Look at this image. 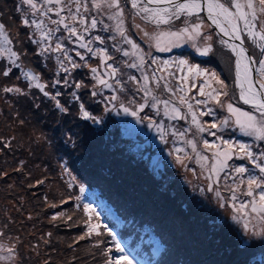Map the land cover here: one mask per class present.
Instances as JSON below:
<instances>
[{"label": "rangeland", "instance_id": "obj_1", "mask_svg": "<svg viewBox=\"0 0 264 264\" xmlns=\"http://www.w3.org/2000/svg\"><path fill=\"white\" fill-rule=\"evenodd\" d=\"M122 5L125 9V28L127 29V33L130 38L139 45L144 52H151L152 55L158 52L155 47V41L149 40L144 36V31H147L150 34H159L161 32H169V31H178L180 28L185 26L184 21L187 20L189 23L199 22L196 16L193 17H184L181 16L179 20L173 19L167 25H159L157 26L155 23L146 22L141 20L139 16L134 17L135 9H132L131 4L128 0H121ZM13 3L15 0H0V22H2L6 27H9L11 24L10 20L16 17L17 13L13 12ZM163 6V5H161ZM149 7H156V5H149ZM83 11V9L81 10ZM66 13V12H64ZM62 13V15H64ZM87 16L96 17L98 21H103V24L97 25V34H103L107 38L105 41L107 45H113L114 41L108 39L110 36H115L116 33L114 31H103L104 25H109L112 28L115 27V21L108 19L107 10L104 11L103 14H97L95 11H90L87 13ZM52 19H57L54 14H49ZM30 18V17H29ZM199 18L203 20L202 25V34L203 35H211L212 40L205 42L202 39H198L197 41L188 40L186 37V44L176 45L175 38L171 37H161V46L164 47V44L173 43V46L177 49H181L187 45H190L197 55H200L197 51V47L202 48L205 43H211L213 48L210 52V60H207L213 64V66H207L209 73L215 71L217 76L228 85V90L230 94L235 95V100L232 101L235 106L240 107L244 111H253L249 105L243 104L242 101L239 100V89H236L234 86L235 81V67H234V56L233 53L224 45L220 43L222 37L218 36L210 24L207 22L203 13L199 14ZM135 24H139L144 31L137 29ZM28 28H30L28 26ZM63 28L59 30L62 34L61 36H54L52 38V45L54 39L61 38V43L64 44L65 48L69 53H72V59L79 65V69L83 67H88L87 71H79L75 73H67L64 77H81V84L83 85L81 90L76 89V94L78 96V100L74 99L72 93L68 92L70 90L66 86L56 85L54 89H57L60 93L57 96V99L60 101L64 107L68 109L66 113L59 111L55 107V101L51 99L49 102H45L44 100H36V96H34V92H30L26 95H15L16 92H7L4 93V87L15 88L16 86L11 83L8 85H4L5 81L0 78V110L5 108L8 109L10 104H13V116L15 118L14 124L18 126V129H14L13 133H7L4 128L0 127V150L10 149L14 147L15 143V135L18 138H26L23 142H19L20 149L18 151V160L20 161V165L10 166L14 163V159L9 160L10 156L5 155L4 152L0 154V164L3 168H0V246L4 250H0V256L6 257L4 260H0V264H34L33 259L26 257L24 259L21 258L23 256V252H25V244L29 243V245L35 243V237L38 234V230L42 226V223H46L47 219L44 218V221L41 223L38 221L37 223H33V213L30 212L28 208L29 202L28 200L33 198L34 200H38L37 204L41 203V206H46V204H51L54 208H58V216L56 220V224L61 226V223H70L69 219V210L70 206H62L63 201L67 200L68 195H62L59 192L57 187V183L54 180L52 173L48 174L47 168L43 166L41 163L42 160L51 161L52 156H46L44 151L48 149V145L52 142V137L56 132L60 133L59 138H61L60 144L62 146L67 147L71 142H78L77 145L82 143L84 146L90 147V156H91V164L89 165V169L87 171L94 172L95 174H100L105 180L112 184V175L110 173V167H118L123 165L127 169H134V173L140 178H146L150 176V180L152 183L157 185L158 189L171 190V194L176 196V201H174V205L176 208L180 207L179 202L184 203L186 199L189 197L186 194L181 192V185L179 182L184 185H192L194 184L195 188H199L198 192H195V196L198 201L205 206H211V208L216 209L218 218L227 222L229 219L224 218V214L226 213L228 218L232 219L233 215H236V210L232 207V201L230 200L229 188L233 186L235 183H238L237 180H233L232 178L225 179V173H220V179L217 185L215 179H213L212 183L214 187L219 188L222 197L229 200V203L221 207L220 201L216 198L214 192L207 191V187L209 184V180L207 176L209 175L208 171L202 167L203 161H198L196 154L192 151L190 145L186 143L189 139H194L197 144V150L202 155H207L211 162L212 152L214 150H207L206 154L204 152L205 145L202 141L207 140L209 143L214 142L215 144L222 145L221 140L216 139L215 136L209 134V132L199 133L197 132L194 125L191 124V114L188 113V108L186 105L180 103V101L175 102L174 104H169V108L167 111L169 115H165L166 109L162 106L161 103L157 104L155 108L151 106L153 103L151 97L147 98V104H145L144 94L137 89L140 88L144 81L141 78V72L134 68H128L127 70H120L119 78L122 81H125L124 85L125 90L123 92L119 91V85L115 84V81L109 77H103L109 80V83L113 84V89L105 88L102 85L97 83L96 79H93V73L90 69L95 65L99 64L98 60L99 56H93L90 54L88 56L86 49L80 48L78 43H73L75 41V37H71V40L67 39L69 37V33L66 31L64 34L62 33ZM82 31V30H81ZM67 38H66V37ZM117 41H119V36L116 37ZM244 44L249 48L250 54L254 55L256 59H258V49L249 42V40L244 37ZM93 46V45H92ZM128 50L130 53L132 51L131 46L127 45L123 47ZM109 54L113 56V58L118 57L119 62L118 67L121 69L126 64L125 61L131 63L136 60L135 56L129 55L124 56L122 53L116 52L113 47H108ZM76 52H80L85 56V60H81L79 56L76 55ZM118 54V55H117ZM50 53H46L44 57H48L49 60H45V66L48 67L52 64H58V62L52 61L50 59ZM58 53H56V57H58ZM204 56V55H202ZM98 58V60H96ZM214 60L215 62H213ZM109 61V60H108ZM224 61V62H223ZM227 61V62H226ZM218 62V64L216 63ZM5 63V62H4ZM109 63V62H108ZM227 63V67L225 64ZM29 64L32 66H37L36 59L29 60ZM26 65V62L21 65ZM59 65V64H58ZM218 65H223L220 69ZM98 72L103 75V73L107 70L106 67L99 64ZM216 69L221 70V76ZM70 71H72L70 69ZM148 75L151 76L150 69L147 70ZM231 72V77L228 75ZM85 75H90L91 80L84 78ZM130 75L136 76L140 79V84L135 83L134 81L128 80ZM210 80L207 76L204 80ZM85 80V81H84ZM197 81L198 83H203L204 80L200 79H192ZM190 81L187 86L190 87L191 84H195V82ZM63 82V81H62ZM91 82V85L95 92H97L96 96H90L91 93L88 92V84ZM171 85L175 83L173 79H170ZM214 83V82H213ZM163 82L161 81V87L157 88L154 82H150L149 86L153 89V94L157 96L160 101L166 100L164 90L162 87ZM186 86V91H187ZM214 87L219 88L220 85L214 83ZM192 87L191 89H194ZM53 89V90H54ZM65 91L61 93L62 91ZM185 91V92H186ZM118 95L119 99L117 101H112L109 103V99L112 95ZM182 94V93H181ZM82 95V97H80ZM185 97H191L189 91L186 92ZM39 99V98H38ZM83 101V102H80ZM168 100V98H167ZM129 101H134V103L129 104ZM101 103V105L99 104ZM123 102L126 106L130 108V110H135V107L139 104H145L143 111L139 113V117L142 119V123H137L135 117L131 115H126L119 108V104ZM193 105V109H199L200 111H206L207 108L203 105H197L192 99L189 100ZM83 103L86 111L90 113L92 117L96 120H99V123H96L94 119H84L82 113L80 111V104ZM113 104L115 107H113ZM176 106L181 110V113L186 116L183 119H171L170 118V109L172 106ZM163 107V108H161ZM207 107H211L216 116L212 118H208V116H200V112L197 111V118L204 124L207 128L208 124L212 122L219 123L220 120H223L224 117L228 116L226 108H221L214 102H209ZM64 114H67L64 116ZM258 115V113H257ZM149 124H153V127H149ZM159 125V128L156 127ZM1 126V125H0ZM191 128V131L186 133V135L181 138L179 135H173L175 132H183L185 129ZM232 129V130H231ZM55 130L53 133L52 131ZM58 130V131H57ZM211 132H216V135L221 137L222 140H227L230 142H234L230 137L232 135H236V138H239L240 131L239 128L235 126L233 121H230L229 126L223 128L222 130L218 129H209ZM48 134H50L48 136ZM164 135V139H161V135ZM242 136H244L242 134ZM246 137V136H244ZM33 138V139H32ZM253 140V144L256 140L252 137H249ZM59 141V139H58ZM91 145V146H90ZM47 146V147H46ZM254 148V146L252 145ZM176 149H182V151L177 152ZM255 152L264 151V142L258 141L257 147L254 148ZM108 156V161L110 163L109 167H103L96 164V158L99 155ZM73 157V156H72ZM179 157V160L177 159ZM62 158V157H59ZM236 159V156L233 155L231 162H228L229 167H235V163L233 160ZM239 159V158H237ZM247 162V159L244 158ZM240 161V160H239ZM36 164H40L42 168L45 169L43 175H40L41 170L39 168H33ZM247 167L250 171L258 172V170L253 169L252 165L248 164ZM73 172L70 171V174L76 178L77 185L82 186L80 182H82V178L78 173L80 168H75ZM12 170L21 171V182L19 185V189L22 187H34L35 190H27L24 194L16 192L15 181L13 180L14 176H9V173ZM231 170V169H230ZM229 170V171H230ZM192 171V175L191 172ZM228 171V172H229ZM93 174V173H92ZM116 175L121 176L120 173ZM235 175L234 173L232 174ZM126 179V178H124ZM145 179V180H146ZM39 182V185L37 184ZM127 179L122 183H127ZM28 184V186L26 185ZM129 185V184H128ZM5 188V189H4ZM7 188V189H6ZM242 190H246V185H240ZM83 189V188H82ZM201 189H204L202 192ZM39 191H41L40 194ZM119 192L123 194H127L130 192V188L126 189H118ZM166 196H170V192H165ZM199 197L201 198L199 200ZM237 205L239 207V203L241 201H249L251 197H247L242 195L240 192H237ZM122 198V196H121ZM123 199V198H122ZM162 197L158 196L155 198L156 201L161 200ZM125 200V199H123ZM126 201L120 202V205L125 206ZM98 211H95V213ZM44 217H46V213H42ZM29 216V220L27 218ZM92 217V215H91ZM101 218V217H100ZM251 219V217H249ZM101 222H104L103 226H100L98 223V217L93 215L92 225L99 227L96 228V231L93 232L96 243L95 248L99 253L102 252V255L99 257L97 264H106L109 256L116 257L121 254L114 253L113 248L114 244L111 241V235L108 232V226L106 224V220L101 218ZM87 223V222H83ZM218 227H225L221 230L223 234L227 233L230 227H238L239 231L243 230V224L237 223L231 220V223H216ZM41 225V226H40ZM107 226V229L105 228ZM255 227L257 231L260 230V223L251 219V223L249 225V232L243 240V243L248 242H258L262 245L260 248L259 256L264 257V236H256L252 234L251 229ZM203 229H197L194 231H201ZM213 232H210L207 240L211 239V236H215V232L217 231V227L212 228ZM208 230H203V232H207ZM31 232H35L34 236H29ZM99 233V234H97ZM41 234V231H39ZM189 231L185 229V224L181 223H169L164 225V234L162 236H157L158 242L160 245H156L152 251L153 258H156L154 264H200L195 257V251L192 250L193 245L191 243V238L188 237ZM81 243L80 235L75 237ZM161 246H163L161 248ZM82 245H79L78 248H81ZM12 248L14 252L10 256L6 249ZM151 253V255H152ZM25 255V254H24ZM216 257L213 256L211 258L203 261V264H213L216 260ZM47 259V258H46ZM97 259V257H95ZM201 260V259H199ZM46 261V260H45ZM44 260H41L39 264H42ZM79 264V262H78ZM258 264H264V259L258 257Z\"/></svg>", "mask_w": 264, "mask_h": 264}, {"label": "snow or ice", "instance_id": "obj_2", "mask_svg": "<svg viewBox=\"0 0 264 264\" xmlns=\"http://www.w3.org/2000/svg\"><path fill=\"white\" fill-rule=\"evenodd\" d=\"M131 4L132 9H135L134 17L139 16L141 20L146 22L155 23L159 25H167L173 19L179 20L181 16L193 17L196 16L199 22L189 23L185 20V26L180 28L178 31L161 32L159 34H150L144 31L139 24H135L137 29L144 31V36L150 41H155V47L158 51L170 50L168 48L161 46V37H171L175 38L176 41H180L183 38H187L191 41H197L202 39L205 42L211 41V35L202 34L203 20L199 18V14L206 9L208 20L211 24L215 25L219 29L220 33L229 37L231 41H240L239 44L230 43L229 40L221 39L220 43L226 46L236 57L235 60V81L234 86L239 89V100L245 105H249L253 111H244L240 107L234 105L232 101L235 100V95L230 94L228 90V85L217 76L216 73L210 74V80H204L198 86V95L204 97V99L196 100L197 105H203L207 108L206 111H200L199 109H193L192 103L189 100L192 97H185L184 95L179 96V101L181 104L186 105L188 108V113L191 114L192 120L191 124L195 126L197 132L204 133L209 132L210 135L215 136L216 139L221 140V145L210 144L207 140L203 143L209 150H214L212 152L211 163L209 165L210 158L207 155H202L197 150V144L194 139H189L186 141L188 145L191 146L192 151L196 154L198 161H203L202 167H204L209 175L207 179L209 184L207 191L214 192L216 198L220 201V206L224 207L229 203L228 199L222 197L221 192L217 187L213 186V179L219 182L220 173H225V179L232 178L233 180L238 179V183H235L229 188L232 195L230 200L232 201V207L236 210V215L232 216V220L243 224L245 230H249V225L251 219L257 220L261 228L259 231L255 227L251 229L252 234L256 236H264V151L254 152L252 146L245 143H239V152L243 153V156L237 158L244 159L247 158L248 162L252 165L253 169L258 170V172L250 171L247 167L241 165L231 168L229 172H225V169L229 168L228 161L233 158L234 150L237 148V144L222 140L221 137L216 135V132H211L209 129L222 130L229 126L230 121H233L235 126L239 128V131L244 136L252 137L256 141H264V0H128ZM149 5H156V7H149ZM163 5V6H161ZM74 9V11H73ZM83 9V11H81ZM16 12L21 14V21L23 25L32 27L34 33L29 36V39L33 44H36L39 51L38 55L44 56L49 52L60 53L63 56V60H57L60 70L65 73L70 74V70L65 66V61H67L72 69L78 68L81 65L73 61L72 57L69 55L68 50L65 48L64 44L61 43V38H57L55 46H52V38L55 36L56 32L63 28L64 31L69 33L68 39L75 37L73 43H78L80 48L86 49L87 53L93 56H99L102 66H106L108 71H105L103 75L98 72L96 67H92L90 71L93 73V79L97 80V83L105 88L113 89V84L109 83L108 79L103 77H109L115 81L116 85H119V91L123 92L125 90V81L119 78L120 69L118 66L114 67L113 64L107 63L108 60H112L113 56L109 54L107 47H93L95 42L103 45L105 44V39L100 35L92 36L91 30L96 29L98 24H103V21H98L96 17H91V22L87 23L86 13L90 11H95L97 14H103L105 10L108 12V19L115 21V27L112 28L109 25H104L103 31H114L115 36H110L108 39L114 41L112 47L118 52L122 53L124 56H135L136 60L134 62L124 63L128 68H134L141 72V78L143 79V85L138 88V91L143 92L145 98V104H147V98L151 97L153 103L151 106L156 107L157 104L163 103L166 109L165 115H169L167 109L169 108L170 101L163 100L160 101L157 96L153 94V89L149 86L150 82H154L157 88L161 87V81H163L162 87L164 91L170 92L173 95L176 93H183L186 91L185 85L194 77L208 75L205 71L199 69L196 65H189L186 60H178L175 64L176 68L182 73L185 67L187 68V75H181L179 82L173 86L167 77L175 79L173 73H168L167 69L169 67V61H164L163 71L167 73V76L156 75V69H152L151 76L148 75L147 70L151 67L148 64L150 59L153 64L157 62V59L152 56L151 52H144L143 49L135 43L127 33L125 28V9L122 5L121 0H19L16 6ZM67 11V15H62ZM54 14L57 19H52L49 14ZM30 17V18H29ZM82 26V31L78 30L75 24ZM55 25L56 27L50 28L48 25ZM38 33V35H36ZM87 35V39L85 38ZM119 36V41L116 37ZM244 37H246L255 48L259 49V59H256L254 55H250L248 49L244 47ZM12 40L9 38L6 26L0 22V56L7 55L12 65L15 67H21L17 61L20 59L17 52H15L12 47ZM127 44L131 46V53L122 48L120 45ZM174 46H179L176 44ZM212 44L205 43V45L200 48L197 47V51L200 55H208L212 51ZM76 55L80 57L83 61L85 56L80 52H76ZM11 68L5 70L3 75L7 76ZM255 72V75H253ZM22 75L26 80H28L29 87H35L43 93L45 97L55 101V107L66 113L68 109L64 107L57 99L60 95L57 92L55 95H51L46 91V85L40 82V76L33 71H23ZM128 80L134 81L140 84V79L136 76L130 75ZM220 85L219 88L214 87L213 83ZM60 83V81H56ZM64 85L68 86L67 78L64 79ZM81 83H76V89L81 87ZM192 87H197L195 84H191L187 88V91H191ZM115 91V89H113ZM5 92H16L19 94H24L20 88H5ZM93 96L97 95V92L93 91ZM74 99L78 100L76 92L72 93ZM109 99V103L112 101H117L119 96L114 94ZM209 102H214L221 108H226L229 113L228 116L220 120L219 123L212 122L208 124L206 128L204 124L197 118V111L200 112V116H216L215 111L211 107H207ZM134 103V101H129V104ZM145 104H139L135 107V110H130L123 102L119 104V108L126 115H131L136 118L137 123H142V119L139 117V113L143 111ZM113 107L115 105L113 104ZM80 111L84 119H94L88 111L85 110L83 103L80 104ZM171 119H183L186 118L181 110L172 106L170 109ZM258 113V115H257ZM149 127H153V124H149ZM159 128V125H156ZM191 131V128L185 129L183 132H173V135H179L183 138L186 133ZM161 139H164V135H161ZM177 152L182 151V149H176ZM179 160V157H177ZM235 174L234 176L232 174ZM240 185H246V190H242ZM83 191V189H81ZM203 192L204 189H201ZM237 192L242 195L251 197L249 201H241L239 207H236V201L238 199ZM95 211L90 208V206H85V212ZM251 217V219H249ZM98 225H89V234L96 231ZM107 229V226L105 225ZM109 235H113L110 229H107ZM99 234V233H97ZM83 238V237H82ZM113 235V240H115ZM116 251L121 253V255L112 257L109 256L106 264H136V261L131 257V255L125 252V248L121 246L120 243L115 245ZM0 250H4L0 246ZM6 251L11 256L14 249L8 248ZM6 257L0 256V260H4Z\"/></svg>", "mask_w": 264, "mask_h": 264}, {"label": "trees", "instance_id": "obj_3", "mask_svg": "<svg viewBox=\"0 0 264 264\" xmlns=\"http://www.w3.org/2000/svg\"><path fill=\"white\" fill-rule=\"evenodd\" d=\"M18 2L19 0H15V3H13V12H16L15 9ZM65 12L66 13H64V15L66 16L67 11ZM16 13V17L10 20L11 24H9V27H6V30L8 32L9 38L12 40V44L10 46L15 52H17L20 57L17 63L22 65L26 62V65L19 68L15 67L7 58L6 54L4 56H0V78L5 81L4 85L13 83L16 86L15 88H20L22 90L24 94L15 93V95L17 96L34 92V96L37 97L36 100L42 99L45 102H49L51 101V99L49 97H45L39 89L35 87H29L30 82L24 78L22 72L31 70L34 73L38 74L40 76V82L46 85L45 90L48 91L51 95H55L57 92H59L57 89H54L56 85H62L63 87L65 86L64 79L66 77L64 76L67 73L60 70V66L58 64H52L48 67L45 66V60H49V58L38 55L37 53L39 49L37 45L33 44L29 39V36L34 33V29L32 27L28 28V26L23 25L21 21V14L18 12ZM85 15L87 17V23H90L91 17L87 16V13ZM48 26L50 28L56 27L55 25L51 24H49ZM74 26H76L78 30H82V26L78 23ZM96 30L97 29H92L90 34L92 36L100 35L105 39L107 38L103 34H97ZM64 32L65 31L62 30L63 34ZM36 35H38V33H36ZM87 35L88 34H85L86 39ZM55 36L62 37V34L57 31ZM56 40L57 39H54L53 42L55 43ZM175 43L186 44V39L183 38L182 40ZM52 46L54 47L55 44ZM120 46L123 48L127 46V44H122ZM93 47L108 48L112 47V45L108 46L106 41L103 45L95 42L93 44ZM164 47L170 50H165L152 55L157 59V62L155 64H153L150 59L148 60V64L151 65V67L149 68L150 75L152 73V69H156L157 76H167V73L163 71V62L169 61L167 72L173 73L175 75V79H173L175 81L173 86H175L179 82L181 75L188 74L186 67L184 69V72L182 73L175 66L178 60L183 59L188 61L189 65H196L199 69L208 73V75L194 77L193 79L198 78L200 80H204V78H206L207 76L210 78V73L207 69L208 65H206L209 64L207 60L211 59L210 53L204 56L197 55V53L190 45H187L181 49H177L171 42L168 44H164ZM257 51L259 53L260 50L258 49ZM49 53L51 54L50 59L52 61H57L58 58L63 60V56L60 53H58L59 55L57 58H55L56 52ZM87 54L88 56H90L89 53ZM69 55L72 57L73 54L69 53ZM257 58L259 59V57ZM33 59H36L37 66H32L31 64H29V60L31 61ZM96 60H98V58ZM120 60L122 61L121 58ZM212 61L215 62L214 60ZM98 62L100 64V60H98ZM108 62L109 64H113L114 67L118 66V63H120L118 57L107 61V63ZM64 63L65 66L69 68V70H72L70 71L71 73L87 71L88 68L83 67L81 69H72L71 65L67 61H65ZM216 63L218 64V62ZM99 64L97 63L93 67L99 68ZM210 66H213L211 62L209 64V67ZM218 66L220 69L223 67V65ZM225 66L227 67V63L225 64ZM9 68H11L9 74L7 76L3 75V72ZM220 69L216 70L221 76ZM120 70H127V66H123ZM214 73H216L215 68ZM228 75L231 77V72ZM81 77H67L68 86L66 87L68 88L69 86H71L70 90L68 91L69 93H73L76 91L75 84L81 83ZM84 78L91 80L90 75H85ZM167 78L169 79V81L170 79H172L171 77ZM58 80L60 81V83H56V81ZM192 81L195 82L197 86L189 91L192 100L195 102L196 100L204 99V97L198 95V86L201 83H198L195 80ZM87 84L89 86L88 92H90V96H92L94 89L91 85V82ZM187 85H185V88ZM82 86L79 88L80 90ZM188 87L189 86H187V88ZM5 88L9 87H4V89ZM4 89L3 92L7 93L4 91ZM63 92L65 91L63 90L61 93ZM186 92H183L182 94L178 92L173 95L170 92L164 91V94L166 100L168 98L170 104H174L175 102L179 101V96H185ZM80 97H82V95H80ZM80 102L83 101L80 100ZM13 104L14 102L10 104V107L8 109L3 108L0 110V127L4 128L7 133H13L14 129H18V126L14 124L16 119L12 118L14 111L12 109ZM99 104L101 105L100 102ZM161 104L162 106H164L163 103ZM65 115L67 114H64V116ZM208 118H212V116H208ZM54 131L55 130H53L52 133ZM16 133H14L16 137V144H14V147L11 149L7 147L8 150L4 148L0 150V154L1 152H4L5 155L10 156V161L12 158L14 159V163L7 167L20 165V161L17 158V156L19 155L18 151L20 149L19 142H23L26 138H18L16 136ZM59 134L60 133L58 132L54 134L51 144L48 145V149L44 151L46 156H52V160L48 162L46 160H42L41 163L45 168H47L48 174L52 173L51 175L57 183L59 192L62 193V195L66 194L69 197L67 200L63 201L62 206L64 205L71 207L69 210L70 223H61V226H59L55 223L58 216V208H54L51 204H46V206L43 207V205L41 206V203L37 204L38 200H34L33 198L29 199L28 202L30 208L28 209L35 216L33 217V223L35 224L38 221L41 223V221H44V218L47 219V222L42 223V226L40 225V230H38V234L35 237V243L31 245H29V243L25 244L26 249L25 252H23L25 255L23 254V256H21L22 259L29 257L33 259L34 264H39L41 260H44L42 264H78V262L79 264H97V261L102 255V252L100 251L99 253L95 248H93L95 247L96 239L93 232L89 234V225H92L94 214L98 217V223L100 225L101 220L99 218L101 213L102 217L106 220V223L110 225V229L111 231H113V235H116L119 232V229L126 228L139 236L140 241H133L128 246L124 242L121 243L116 239L113 240V235H111V241L114 244V253H118L116 251L115 245L116 243H120L121 246L125 248V252L129 253L131 257L136 261V264L141 263V260L143 259L141 246L137 247V243L141 242L142 245L145 246L147 253L151 254L154 247L156 245H160V242H158V239L156 237L162 236L164 234V225L169 223L185 224V229L189 231L188 237L191 238V243L193 245L192 250L196 252L195 257L200 264H203V261L213 256H218L216 257V260L213 262V264H258V257L264 259L263 256H259L260 248L262 247L260 243L253 241L243 243V240L249 230L243 229L239 231L237 229L238 227H235L236 230L234 229V227H230L227 233L223 234V232H221V230L225 227L220 228L216 223H231L232 219L228 218L225 213L224 218L229 219L230 221L223 222L218 218L216 209L211 208L212 205H202L195 196V192H198L199 188H195L194 184L184 185L183 183L179 182V184L182 186L181 192L184 191L186 196L189 197L185 200L184 203L179 202V208H176L173 203L174 201H176V196H173L171 194V190H166L170 192V196L167 197L165 194L166 191L164 189H158L157 185L151 182V175L148 176L147 179L141 177L139 178L134 173V169H127L123 165L109 168L112 175L111 184L100 174H95L94 172L87 171L89 169V165L91 164L90 147L84 146L82 143H80V145H77L78 142H71V138L69 140V145L67 147H64L62 146V144H60L62 139L59 138ZM49 135L50 134H48V136ZM240 135L241 136L239 138H236V135H232L230 137L234 140L233 143L237 144V148L234 150L236 159L233 160L235 163V167L241 165L246 166L250 164L248 160L246 162L245 159H237V157L243 156V153L239 152L238 144L245 143L251 146L253 145L254 148H256L258 144V141H255V143L253 144V140L251 138H249L248 136L244 137L241 133ZM210 144L215 143L210 142ZM254 148L252 147V150L255 152ZM203 150V153L206 154L208 149L205 147ZM95 160V165L98 164L103 167L110 166L108 156L106 155L101 154L97 156ZM231 161L232 160H229L228 162ZM0 168H3L1 164ZM33 168H39L41 170L40 175H43V172L45 171V169L42 168L40 164H36V166H33ZM75 168H80L77 169V171L79 170V172H76V174H79L81 176L82 182L80 183L82 186H78V181L75 177L72 176L74 174H70V171L73 172L74 170H76ZM231 168L232 167L230 166L228 169H225V172H228ZM190 172L192 175V171ZM117 173H120L123 178L116 175ZM9 176H14L13 180L15 181V186L17 187L16 192L20 191L19 193L24 194L27 190L36 191V186H24L22 187V189H19V185L21 182V171L12 170L9 173ZM124 178L127 179V183H122L126 180ZM37 184L39 185V182H37ZM26 185L28 186V184ZM82 188L83 191H81ZM126 188H130V192H128L127 194H123L122 192L118 191V189ZM40 193L41 191H39L38 194ZM229 194L231 197V191H229ZM121 196L125 200H123ZM158 196L162 197V199L156 201L155 198ZM200 199L201 198L199 197V200ZM123 201H126L125 206L120 205V202ZM235 203L236 207L238 208L237 202ZM86 205L90 206V208L94 209L95 211H100V215L97 214L98 212L95 213V211L85 212ZM42 213H46L47 216L44 217ZM28 220L29 216L27 218V221ZM113 223H119V225L116 226L113 225ZM213 227H217V231H214L215 236H211V239L206 241V238L208 237L210 232H213ZM197 229L208 231H194ZM39 231H41V234H39ZM35 234V232H31L29 236H34ZM124 234L130 236V233H128V231H124ZM77 235H80L81 243L75 239ZM79 245H82V247L78 248ZM162 247L163 246H161V248ZM95 257H97V259H95ZM147 261L149 260L147 259Z\"/></svg>", "mask_w": 264, "mask_h": 264}, {"label": "water", "instance_id": "obj_4", "mask_svg": "<svg viewBox=\"0 0 264 264\" xmlns=\"http://www.w3.org/2000/svg\"><path fill=\"white\" fill-rule=\"evenodd\" d=\"M179 2H183V0H179ZM202 13H203L204 17L206 18L207 22H208V23L210 24V26L213 28L214 32H215L218 36L222 37L224 40H229V37L225 36L223 33H220V32H219V29H217L216 26L213 25V24H211V21L208 20L206 9H205L204 11H202ZM230 41H231V40H230ZM232 42H234V43H236V44H239V43H240V41H232ZM244 47H246V48L248 49V52H249V54H250V50H249V48H248L245 44H244ZM250 55H251V54H250ZM233 56H234V55H233ZM235 60H236V57L234 56V67H235ZM253 75H255V72H253Z\"/></svg>", "mask_w": 264, "mask_h": 264}, {"label": "bare ground", "instance_id": "obj_5", "mask_svg": "<svg viewBox=\"0 0 264 264\" xmlns=\"http://www.w3.org/2000/svg\"><path fill=\"white\" fill-rule=\"evenodd\" d=\"M229 42H230V43H234V42H232V41H230V40H229Z\"/></svg>", "mask_w": 264, "mask_h": 264}]
</instances>
